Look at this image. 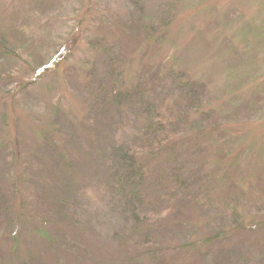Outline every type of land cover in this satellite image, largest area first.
Listing matches in <instances>:
<instances>
[{"label": "rangeland", "instance_id": "rangeland-1", "mask_svg": "<svg viewBox=\"0 0 264 264\" xmlns=\"http://www.w3.org/2000/svg\"><path fill=\"white\" fill-rule=\"evenodd\" d=\"M165 1L144 3L149 22L163 16ZM178 8L168 37L149 47L134 0H0V41L10 55L0 53V201L8 197L0 203V264H264L260 178L248 181L245 194L237 186L252 177L248 171L264 178V169L247 165L249 150L241 154L233 145L234 160L214 157L210 146L213 157L206 153L198 160L203 173L197 169L196 176L210 173L215 180L202 192L193 182L194 195L174 190L168 201L170 185L153 188L150 178L138 185L148 236L141 237L125 215L134 189L125 172L121 179L118 153L141 150L143 103L169 92L185 101L171 89L170 68L190 73L192 84L206 86L208 100L219 102L213 101L209 125H252L244 140L258 148L264 164V50L255 51L252 41L241 44L239 36L254 20L264 28V0H184ZM106 36L115 40L103 42L98 52L84 47ZM252 65L260 70L248 74L241 95L232 99L238 106L227 103L223 89L239 84L229 72L240 75ZM255 87L259 96L251 94H258ZM120 89L130 96L112 101ZM241 98L247 102L240 105ZM186 147L179 144L177 152ZM140 157L148 168L167 172L165 181L182 164L169 169L166 153L151 161ZM204 159L209 161L202 167ZM233 161L227 174L221 164ZM30 215L50 243L23 227ZM246 217L253 231L246 226L226 240L214 239Z\"/></svg>", "mask_w": 264, "mask_h": 264}, {"label": "trees", "instance_id": "trees-1", "mask_svg": "<svg viewBox=\"0 0 264 264\" xmlns=\"http://www.w3.org/2000/svg\"><path fill=\"white\" fill-rule=\"evenodd\" d=\"M147 0H134L135 5H139V11H140V20L142 23L141 31L143 34H145V42H147L150 45L155 44V46H159L164 42L167 36L168 29L172 27V24L174 22V18L177 15L178 7L183 3L184 0H168L165 1V4L163 5L164 14L163 16H160L159 18L155 19L153 22H149L150 20L147 19L145 16L146 11L144 10L145 4ZM135 8V6H134ZM137 8V7H136ZM135 8V9H136ZM259 21V20H258ZM256 20L253 21V23H249L245 28L239 30V36L241 37V44L244 45L251 42L255 45L257 52H260L261 50H264L263 45V39L264 34L262 36V33L264 31V28L262 26H257L258 22ZM249 27V29H248ZM107 28V26L105 27ZM110 26L108 27V29ZM88 33V31H87ZM84 37L86 42L88 43V40H90L88 34ZM111 35H113L112 32H110ZM83 38V37H82ZM115 37H101L100 39L98 37H95L96 44L93 45V47L89 48L88 45L85 44L84 47L91 50V52H98L99 46L103 45L104 43H110ZM115 40V39H114ZM262 42V44H261ZM3 43L0 41V53L10 56L9 54L5 53V50H3ZM235 50V49H234ZM256 52V53H257ZM257 58V57H256ZM258 60H261L260 58H257ZM175 68H170L168 71V79H170L171 83V89L178 90V92L183 95L184 102L182 101L179 103L176 98L172 97V94L169 92L170 96H167L161 100L154 102H145L143 103L144 110L142 114L140 115V120L138 123V131L139 134L144 138L143 145L140 147L141 150H135L133 148L127 149V151L119 150L118 153V164L122 169L121 173V179H123L122 174L125 172L126 174V181L129 183L134 190L131 192V196L129 195L128 204L126 206V212L125 215H129V219L133 223L134 230L136 232H139L140 236L141 232L144 234L147 231H144L143 223L145 221V218H143V213L145 212L144 209H147L144 202L141 201V194L139 189L137 188L138 185H141L143 183H146V179L150 178L151 180V187H157L160 188V186H167L170 185V187L167 190V193L165 192L166 200L171 201L173 198L171 196L172 193L175 191L179 192L180 194H197L196 191H190L191 186L193 182H196V184L199 183L200 188L199 192H202L203 185H205L208 181L215 180L214 175H210V173H207L208 176H205V174L196 176V171L199 164L197 163L198 160L203 157L207 153V156L211 157V153H209L210 146L213 147V150L216 154H213L216 158H222V157H236V155L233 152H230L233 145L234 148L240 149V153L243 154V151L249 150V156L252 158L251 163L247 162V165H249V168L251 171L252 169H259L260 171L264 169V164H260L258 157L259 155L256 154V151L258 148L254 147L257 145L254 144V149H250L251 147H248V144H246V133H250L251 127L250 124H244L242 125H236V126H227V124L222 123L220 121L210 123L208 124L207 117L210 115V112H214V103H219L214 100L209 101L208 95L210 92L206 89V86L202 87V85L197 84V86H194L192 83V80L190 79V73L186 74L183 72L175 71ZM258 69L257 66L251 67V70H249L246 73H241L240 75H235L231 72H229V76L234 77L235 81L239 80V84L234 88L232 85L230 87H225V95L224 99H229L226 101L229 104L233 103L235 107L238 106V103L233 102L232 99L236 97L237 95H241L242 85L246 84L248 82L247 79H249L247 76L248 74L257 72ZM250 81V80H249ZM238 83V82H237ZM257 83H260L259 81ZM196 84V83H194ZM228 84V83H227ZM226 84V85H227ZM260 87H255L252 90H256L258 94H254L251 92L252 96H259L260 94ZM123 90V89H122ZM122 90L115 91L113 90V94L111 95L112 101H119L124 98H127L130 96V93L128 92H122ZM247 98V95H244ZM251 97V96H250ZM121 98V99H120ZM214 101V103H213ZM241 102L240 105L243 103V101L247 102L246 100L239 99ZM260 104V103H259ZM234 107V106H233ZM220 108V107H219ZM193 118V119H192ZM210 119V118H208ZM190 121L189 125L185 124L186 121ZM248 136H251V135ZM190 136V138H189ZM245 138V140H244ZM185 145L186 149L182 152H177L178 146ZM246 145V146H244ZM221 146V149L219 150ZM231 147V148H230ZM164 153L167 154L168 157L171 158L173 168L178 167L180 163L182 162L181 166L178 167L179 170L176 172V175L172 176L170 180L166 178L165 181L164 177H161L162 174L166 175L167 172H157V169H151V165H149V168L143 164V161L140 157L148 156V159L155 160L158 159V156L161 157ZM210 155H209V154ZM212 156V157H213ZM239 156V155H237ZM138 157V158H137ZM211 157V158H212ZM256 158V159H255ZM140 159V160H139ZM17 162L20 160V156L17 157ZM222 160V159H221ZM235 160V159H234ZM21 161V160H20ZM208 159L201 160V166L203 167L205 164L208 163ZM227 163V164H226ZM221 164V166L226 167L224 172H230L234 171V168L236 167V161H233L232 164H229L228 162ZM257 163L260 164V166H257ZM198 164V167L195 165ZM230 166V169L228 166ZM217 169V167H215ZM256 171V170H255ZM248 171L250 174H252V177L245 178L244 180H241L237 186L241 188L240 192L244 193L245 187H247V183L249 184L252 181L254 183L255 179L256 181H260V186L262 187L261 191L264 193V178L259 175V173H255ZM202 172V169H201ZM182 173V174H181ZM203 173V172H202ZM184 174V176H182ZM188 174V176H186ZM150 176V177H149ZM227 175H223L225 179ZM229 177V175H228ZM252 178V179H251ZM200 179V180H199ZM229 180V179H228ZM230 185H233V182L230 183ZM17 188V191L15 189L14 195L12 197H15V194L18 196L20 193V186H19V180L15 181V185ZM245 186V187H244ZM136 187V188H135ZM174 189H173V188ZM194 187V186H193ZM196 187V186H195ZM194 187V188H195ZM259 188V187H258ZM175 190V191H174ZM260 190V188H259ZM125 192V190L123 189ZM14 198V199H15ZM8 200V197H4L0 203L4 205V202ZM239 201L235 202L234 204H239ZM260 209L263 208L259 206ZM230 208L233 211L234 217H239L240 214L238 213L237 209L231 206ZM18 210V208H17ZM263 212V210H261ZM1 212H4L1 211ZM31 218L27 217L29 222L25 224L23 227L31 226V229L35 231L37 234V237L41 240H45V242L50 243L51 238L47 237L45 234V230L35 227L33 225L34 216L30 215ZM31 219V221H30ZM242 219V218H241ZM238 219L236 218V224L233 226V229L230 230V228L225 232L221 233V235H217L214 237V239H222L226 240L227 237L230 236L232 232H240L244 231L246 229V226L251 229L249 225H246L245 222L246 219ZM240 222V223H239ZM242 222V223H241ZM242 226V227H241ZM198 229V227H197ZM148 236L147 234H145ZM147 239V238H146ZM209 240H212V238H208ZM208 239L206 241H208Z\"/></svg>", "mask_w": 264, "mask_h": 264}]
</instances>
